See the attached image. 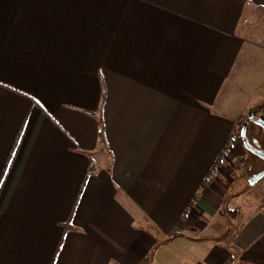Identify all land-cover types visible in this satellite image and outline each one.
Instances as JSON below:
<instances>
[{
    "label": "crops",
    "instance_id": "obj_1",
    "mask_svg": "<svg viewBox=\"0 0 264 264\" xmlns=\"http://www.w3.org/2000/svg\"><path fill=\"white\" fill-rule=\"evenodd\" d=\"M254 48L264 0H0V264H154L176 236L264 264V208L219 213L231 149L204 184Z\"/></svg>",
    "mask_w": 264,
    "mask_h": 264
},
{
    "label": "rangeland",
    "instance_id": "obj_2",
    "mask_svg": "<svg viewBox=\"0 0 264 264\" xmlns=\"http://www.w3.org/2000/svg\"><path fill=\"white\" fill-rule=\"evenodd\" d=\"M240 63L243 67L240 71L242 74L240 75L238 72L239 74L236 73V77L240 75L241 78L237 79V84L234 85V89L232 87L230 90L228 109L218 108L219 111L227 113L232 117L236 125L238 124L237 134L240 133V122L250 120V118H257L264 121V51L256 48L252 52H246V54L244 51ZM245 135L249 141L254 136L256 140L253 143L254 148L264 151V130L261 127L253 122H249L246 124ZM241 159L243 160L242 162L240 161ZM225 163L226 165L220 171L223 172L226 169L227 176L224 173L225 177L234 180L233 185L228 182L229 188H231L229 193H238L237 195L234 193V199L230 197V201L228 202L229 208L232 209L234 206H237L240 210H251L252 212L264 208V189H260L264 184V176L254 183L249 182L250 178L254 176L253 174L258 169L262 170L264 166L263 160L250 153L243 144L237 143L231 148L230 153L225 159ZM227 164L230 165L227 166ZM227 167H230V169ZM240 198L242 199L238 205ZM227 217L229 216H225L224 218L226 219H223L226 226L231 223V221H227ZM232 218L233 216H231ZM230 231V229L227 230L226 228L222 233V237L226 233H233ZM193 234L198 235V237H205V234H198L197 232ZM233 236L234 234L225 237L221 241L222 244L220 246L222 249L228 250L229 253H235L237 255L239 253V247L233 241ZM170 240V242L168 241L163 245H156L155 256L153 257L154 264H194L199 257L205 254L204 248L200 245H195L198 242L191 241V238L187 239L176 236ZM163 257L165 259L164 263Z\"/></svg>",
    "mask_w": 264,
    "mask_h": 264
},
{
    "label": "trees",
    "instance_id": "obj_3",
    "mask_svg": "<svg viewBox=\"0 0 264 264\" xmlns=\"http://www.w3.org/2000/svg\"><path fill=\"white\" fill-rule=\"evenodd\" d=\"M100 127H99V139L101 142H105V138H104V131L103 128L101 126V122L99 121ZM243 122L239 123V128L241 130ZM236 124H234V127L232 129V132L230 133V135L228 136L223 148L221 149L218 157L216 158L212 168L209 170V172L207 173L205 179H204V184L209 183L211 180H213L214 178V174L216 169L218 168V166L220 165V163L222 162L223 157L226 156L227 152L233 147V145L239 143V144H243L242 142V138L240 133L237 134V126L238 124L235 126ZM238 128V129H239ZM198 195H194L193 198L190 201V205L193 204V202L197 199ZM234 199V196H232ZM224 205L222 206V208L220 209L219 213L222 216H229L231 218V216L236 217L237 214L239 213V208L236 206H234V208H229L228 202L227 200L223 203ZM67 225V224H66Z\"/></svg>",
    "mask_w": 264,
    "mask_h": 264
},
{
    "label": "water",
    "instance_id": "obj_4",
    "mask_svg": "<svg viewBox=\"0 0 264 264\" xmlns=\"http://www.w3.org/2000/svg\"><path fill=\"white\" fill-rule=\"evenodd\" d=\"M247 121H244L243 124H242V127H241V130H240V135H241V138H242V142H243V145L245 146V148H247L249 150V143L248 141L246 140V136H245V128H246V124H247ZM260 123L263 127H264V123L263 122H258ZM256 152V151H254ZM259 156L263 157L264 159V154L261 153V152H256ZM264 176V169L262 171H260L259 173H257L255 176L251 177L249 182L250 183H254L256 181H258L260 178H262Z\"/></svg>",
    "mask_w": 264,
    "mask_h": 264
},
{
    "label": "flooded vegetation",
    "instance_id": "obj_5",
    "mask_svg": "<svg viewBox=\"0 0 264 264\" xmlns=\"http://www.w3.org/2000/svg\"><path fill=\"white\" fill-rule=\"evenodd\" d=\"M249 122H253L254 124H256L257 126L261 127V128L264 130V127H263L260 123H258V122H263V123H264L263 120H261V119H257V118H250V120L247 121V124H248ZM245 136H246V135H245ZM251 138H252V139H250V141H249L248 138H246V140L250 142V143L248 142L249 145H250L249 150H248L247 148H246V149H247L250 153H252L253 155H255V156L261 158V159L263 160V162H264L263 157L259 156V155L256 153V152H261V153L264 154V151H260V150H258V149H256V148H254L255 146L253 145V143H255L256 140H255L254 136H252ZM254 151H256V152H254ZM242 161H243V160H242ZM263 169H264V166H263L262 170H263ZM260 170H261V169H258L257 172H258V171L260 172ZM262 170H261V171H262ZM257 172H256V173H257ZM259 172H258V173H259ZM256 173H255V174H256ZM255 174H253V175L255 176Z\"/></svg>",
    "mask_w": 264,
    "mask_h": 264
}]
</instances>
